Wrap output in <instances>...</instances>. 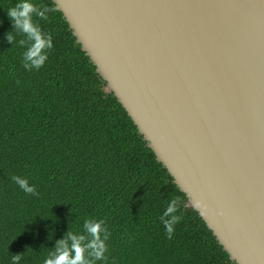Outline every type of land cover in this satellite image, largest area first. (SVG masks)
Here are the masks:
<instances>
[{
    "label": "trees",
    "instance_id": "trees-1",
    "mask_svg": "<svg viewBox=\"0 0 264 264\" xmlns=\"http://www.w3.org/2000/svg\"><path fill=\"white\" fill-rule=\"evenodd\" d=\"M32 2L55 9L47 20L33 17L53 37L38 70L23 67L26 36L15 30L10 43L5 35L14 31L6 9L17 0H0V264L17 254L19 264H43L69 231L88 243L86 220H103L110 233L105 259L95 264H235L107 91L53 1ZM173 198L181 220L169 239L160 217Z\"/></svg>",
    "mask_w": 264,
    "mask_h": 264
},
{
    "label": "water",
    "instance_id": "water-1",
    "mask_svg": "<svg viewBox=\"0 0 264 264\" xmlns=\"http://www.w3.org/2000/svg\"><path fill=\"white\" fill-rule=\"evenodd\" d=\"M52 1L229 259L264 264V0Z\"/></svg>",
    "mask_w": 264,
    "mask_h": 264
},
{
    "label": "clouds",
    "instance_id": "clouds-1",
    "mask_svg": "<svg viewBox=\"0 0 264 264\" xmlns=\"http://www.w3.org/2000/svg\"><path fill=\"white\" fill-rule=\"evenodd\" d=\"M42 8V10H41ZM9 20L12 23L14 31L7 32L6 38L11 43L14 39V32L18 30L27 38V47L22 54L23 67L26 70L39 69L48 59V50L53 47V37L51 33H45L41 26L34 22L33 17L40 20H47L48 13L54 12L55 9L49 6H38L32 0H17L14 6L6 9ZM21 46L26 44L25 40H20ZM12 180L26 193L37 195L34 185H30L28 180L20 176H13ZM178 199L173 198L169 201L166 211L160 217L168 238L174 234L175 225L181 220V216L177 215ZM193 206L202 209L201 201L196 200ZM204 212L201 211V215ZM104 221L86 220L84 227L91 240L84 244L86 237L77 235L69 231L65 239L57 241L55 253L49 254L43 261V264H95L96 261L105 259L107 251L106 241L109 239L110 233L103 227ZM102 233H104L102 237ZM71 241L69 245L68 241ZM74 253V255H73ZM87 253V255H86ZM21 254L13 255V264H19Z\"/></svg>",
    "mask_w": 264,
    "mask_h": 264
}]
</instances>
